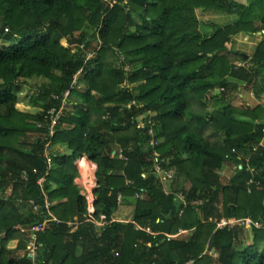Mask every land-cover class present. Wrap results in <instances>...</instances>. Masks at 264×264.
Here are the masks:
<instances>
[{"label": "trees", "instance_id": "trees-1", "mask_svg": "<svg viewBox=\"0 0 264 264\" xmlns=\"http://www.w3.org/2000/svg\"><path fill=\"white\" fill-rule=\"evenodd\" d=\"M236 2L0 0V264H35L30 234L16 226L44 218L30 202L42 205L45 194L61 222L39 233L36 264H264V104L231 103L244 88L264 98V38L248 58L235 48L237 37H264V0L248 5L255 25L246 12L205 33L196 13H240ZM36 78L41 87L22 101L17 93ZM66 91L72 97L46 139L48 111L60 109ZM48 140L71 151L51 167ZM156 152L163 170L175 172L169 193L150 173ZM83 156L97 165L103 227L87 219L74 182ZM225 165H238L229 178ZM137 194L132 220H114L118 196ZM224 218L263 227L252 226L253 243L243 247L245 226L218 228ZM69 221L80 222L76 231Z\"/></svg>", "mask_w": 264, "mask_h": 264}, {"label": "rangeland", "instance_id": "rangeland-1", "mask_svg": "<svg viewBox=\"0 0 264 264\" xmlns=\"http://www.w3.org/2000/svg\"><path fill=\"white\" fill-rule=\"evenodd\" d=\"M246 1H248L249 4H250L251 1H253V0H246ZM236 3H240V2L237 1ZM245 4H246V2L244 4H241L242 6H241V9H240V13L227 11L226 9L224 10V9H220V8H211L210 11L207 12V13H204V12L201 13V11L199 10L198 11V15L200 16L201 19H203L202 22H204L206 25H208L210 20L215 22V23H217V24H221L222 25L223 23H227V21H229L228 23H230L231 19L234 16H237V17L238 16L240 17L241 15L245 16V13L247 12L246 13V17L251 15V17L254 18L255 22L252 20L254 25L255 24H260V21L255 18V16H258V13L254 14L255 13L254 12V8L251 9V10H248L247 8L249 6L248 5L246 6ZM234 10L235 9H233V11ZM252 15H254V16H252ZM245 36H247L248 41H252L254 39L253 38L254 36H250L248 34H246ZM261 36L263 37V34ZM242 38H241V36L237 37V42H236L235 48L238 51H242V52H245L247 50V53H249V51L252 50L254 46L246 44L245 40H244L245 38L244 37H242ZM240 39H241V41H240ZM94 44H96V43H94ZM248 47H250V48H248ZM252 52H253V50H252ZM237 63L241 64L240 62H237ZM125 69L127 71H130L132 69V67L131 66H127ZM79 75H81V73L78 74V76ZM42 81H44V80L37 79V78L36 79H32L29 84H26V85L22 86L21 90L17 93L18 97L22 101L28 102L29 98L34 93L37 92L39 87H41V83H43ZM76 82H77V79H76V81L74 83H76ZM244 89L242 91V93H243L242 97L240 95H238V96L236 95L232 99V102H231L232 105L233 106H237V107H245L247 105H250V106L253 107V106L258 105L259 104L258 100H260V99L257 100V98L254 96L253 93H250L247 89H245V90ZM70 97H72V96H70ZM75 98L76 97L74 96L72 98V101L69 103L71 110L73 109L74 103H72V102L75 100ZM261 103L264 104V100ZM218 106L221 107L222 103H220ZM143 117H145V115L141 116L140 119H143ZM59 146H61V145L51 146L53 161H54V157H55L56 154L57 155H63V152H61ZM69 154H71V152H69ZM69 154H67V155H69ZM64 155H66V154H64ZM244 156L247 157L248 153L245 152ZM81 160H82L81 158L76 160V165H77V168H78V175L74 179V182H75V184L78 187H82L83 183H87L88 186L91 187V189H92V187L94 186V182L95 183L97 182V178H96L97 167L95 166V164L84 163L83 167L81 168ZM53 161H52V164H53ZM237 167H238V165H236V166L225 165L223 167V169L221 170V175L226 176V177L229 178L234 173V171L236 170ZM239 167L241 168V166H239ZM79 168L81 169V171H83L82 173L79 170ZM152 172L158 174V176H160L161 178L166 175V172L164 170L161 173H159L156 169H153V167L150 169V173H152ZM94 173H95V175H94ZM174 175H175V172H174ZM161 181H162V187L164 188V190L167 193H169L170 190H171L172 183H173V178L172 179L168 178L166 180L163 179ZM178 181H179V185H181L183 183V179L182 178L179 179ZM10 191H11V188H9L7 190L6 195H8L10 193ZM2 195H3V193H2V190H1V187H0V197ZM178 197L180 199L184 200V195L181 192L178 193ZM137 198H138L137 196L136 197L123 198L121 203H120V205H119V207L113 211V217L116 220H120V221H124V222L132 220V218L134 216V212H135ZM141 198H143V195H141ZM26 208H27V206L24 207L23 210H25ZM199 213H201V211H199ZM237 224L238 223H235L233 225H237ZM240 225L243 226L242 224H240ZM17 227H19V226H17ZM21 227H23V226L21 225ZM182 233H184V232H182ZM241 236H242V239H243V242H244L243 247L246 246V245H251L253 243V231H252L251 227H246L245 226L244 229L241 232ZM28 245H29V243H28ZM210 254H212L214 256V260H215L214 262H217L218 253H216V252H214V250H212L210 252ZM37 264H44V263H42V261H41V262H39Z\"/></svg>", "mask_w": 264, "mask_h": 264}, {"label": "built area", "instance_id": "built-area-1", "mask_svg": "<svg viewBox=\"0 0 264 264\" xmlns=\"http://www.w3.org/2000/svg\"><path fill=\"white\" fill-rule=\"evenodd\" d=\"M81 72H79L78 74H80ZM78 75H76L77 77ZM75 77V81L76 79H78V77ZM74 81V82H75ZM69 98H70V91H66L64 93V96L62 98V105L60 107V109L57 111L55 108H51L48 111V115L51 121V124L49 125V130H48V134L45 135L46 139H49L50 137H52L55 134V130L56 127L59 123V120L61 119L62 115H63V110L65 108H67L68 102H69ZM150 133H152V131H150ZM151 145H153L155 143V141L152 139L151 140ZM51 146H53V144L51 143V141L48 140V142L45 144V151H44V156L46 157V160L49 164V166H52V151H51ZM85 160V159H83ZM81 160V163L82 161ZM88 161V160H87ZM90 162V161H89ZM96 166V165H95ZM242 167V165H241ZM153 169H156L159 173H161L163 171V168L161 166V160H160V155L156 152L155 153V163L153 165ZM79 170L81 171V169L79 168ZM165 171V170H164ZM166 175L164 177H162L163 179H172L174 177V172L172 171H165ZM82 173V171H81ZM80 173V174H81ZM95 175V173H94ZM25 179H27L26 174H24L23 176ZM39 185H41L42 187L45 186V178L41 177L38 180ZM82 185V184H81ZM97 186V182H94V186L89 187L87 183H83L82 187H79L81 190V194L84 195L87 198L88 201V211L86 214V217L89 221L93 222V224H95L97 227H103L106 226L109 221L106 215L101 214L99 218H97L95 216L96 213V209H95V201H96V196L94 194V191ZM84 190V191H83ZM44 202L42 205L37 204L35 201H31L30 205L33 208V210L35 211V213L37 215H41L42 211L44 212V218L42 220H38L37 222H35L34 226H32L31 228L27 229V228H23L21 227V225H18L19 227L16 226V229H20L22 232H28L30 234L29 236V245H28V256L36 263V261L38 260L40 254H41V250L44 247L43 243L39 241V233L43 232L46 230V228L48 227V225L50 224V222H57L60 223L61 221L56 217V215L51 211V208L53 206V202L50 200V198L48 197L47 194L44 195ZM137 197L141 198V195L137 194ZM119 202L121 203L123 197L121 195L118 196ZM115 220V219H114ZM235 223L238 224H242L243 226L246 227H251L255 226L258 228L263 227L262 223L259 221H253L250 218H243V219H222L221 221L218 222V228H223L229 225H233ZM80 224L79 221H69L68 225L69 227H71L73 229V232L77 230L78 225ZM148 231H150V229H148ZM180 233H182V230H179ZM172 236H169V238ZM187 264H193V261H190Z\"/></svg>", "mask_w": 264, "mask_h": 264}, {"label": "crops", "instance_id": "crops-1", "mask_svg": "<svg viewBox=\"0 0 264 264\" xmlns=\"http://www.w3.org/2000/svg\"><path fill=\"white\" fill-rule=\"evenodd\" d=\"M236 1H238V2H240V4H244L245 2H246V6L247 5H249V2L248 1H246V0H236ZM211 9V8H210ZM210 9H204V8H198L197 10H196V13H197V15H198V11L200 10L201 11V13L202 12H204V13H207V12H209L210 11ZM232 12H238V9H237V11H233L232 10ZM198 17H199V19L201 20V22L203 21V19H201L200 18V16L198 15ZM239 18V16L237 17V16H234L232 19L233 20H237ZM231 19V22L230 23H232V20ZM229 21H227V23H223V24H229L228 23ZM204 22H202V24H203ZM217 24V23H215V22H213V21H211L210 20V22L208 23V25H202L201 26V29H202V31L203 32H205V33H210V32H212L213 31V29H214V27L212 26V24ZM262 34L261 33H258V34H256V35H253L254 37V39L252 40V41H248V39H247V36H243L245 39V43L246 44H249V45H252V46H254V47H256L257 46V44H258V42L263 38L262 36H261ZM251 36V35H250ZM242 38V37H241ZM243 39V38H242ZM240 41H241V39H240ZM243 43V42H242ZM254 47H253V51H254ZM248 48H250V47H248ZM252 50H250L249 51V53H247V50L245 51V52H242V55L244 56V58H248L249 57V55L250 54H252L253 52H252ZM251 52V53H250ZM237 56H233L232 58L235 60V58H236ZM236 62L238 61H240V60H235ZM245 64V63H244ZM241 97L243 96V93H241V94H239ZM258 100V99H257ZM264 100V98H262L261 100H258L259 101V103L260 102H262ZM60 147V150H61V152H63V154H69V152H71L68 148H67V146H65V145H61V146H59ZM114 218V217H113ZM115 219V218H114ZM116 220V219H115Z\"/></svg>", "mask_w": 264, "mask_h": 264}, {"label": "clouds", "instance_id": "clouds-1", "mask_svg": "<svg viewBox=\"0 0 264 264\" xmlns=\"http://www.w3.org/2000/svg\"><path fill=\"white\" fill-rule=\"evenodd\" d=\"M54 146V145H53ZM81 159L83 160V159H85V160H88V161H90L86 156H83V157H81ZM91 162V161H90ZM92 163V162H91ZM96 165V164H95ZM96 167H97V165H96Z\"/></svg>", "mask_w": 264, "mask_h": 264}, {"label": "bare ground", "instance_id": "bare-ground-1", "mask_svg": "<svg viewBox=\"0 0 264 264\" xmlns=\"http://www.w3.org/2000/svg\"><path fill=\"white\" fill-rule=\"evenodd\" d=\"M86 163H89V164H93V163H91V162H89V161H87V160H84ZM84 161H82V163H81V165L83 164V162ZM83 172V171H82Z\"/></svg>", "mask_w": 264, "mask_h": 264}, {"label": "water", "instance_id": "water-1", "mask_svg": "<svg viewBox=\"0 0 264 264\" xmlns=\"http://www.w3.org/2000/svg\"><path fill=\"white\" fill-rule=\"evenodd\" d=\"M234 11H237V9H235Z\"/></svg>", "mask_w": 264, "mask_h": 264}]
</instances>
